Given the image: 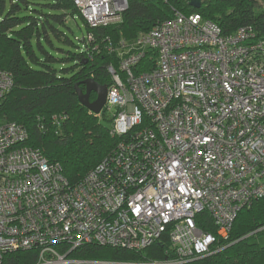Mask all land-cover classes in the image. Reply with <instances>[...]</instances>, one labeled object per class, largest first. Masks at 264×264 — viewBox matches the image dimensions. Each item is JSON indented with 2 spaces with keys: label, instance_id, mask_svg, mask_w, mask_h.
Segmentation results:
<instances>
[{
  "label": "built area",
  "instance_id": "obj_1",
  "mask_svg": "<svg viewBox=\"0 0 264 264\" xmlns=\"http://www.w3.org/2000/svg\"><path fill=\"white\" fill-rule=\"evenodd\" d=\"M73 2L95 27L120 22L130 0ZM106 48L119 63L108 66L102 110L120 141L81 182L27 145L21 123L0 122V264L33 248L36 264H80L69 253L81 245L140 250L166 232L175 257L150 264H183L214 252L238 212L264 196V38L252 26L224 33L176 11ZM147 55L155 65L141 69ZM12 86L0 69V104Z\"/></svg>",
  "mask_w": 264,
  "mask_h": 264
},
{
  "label": "trees",
  "instance_id": "obj_2",
  "mask_svg": "<svg viewBox=\"0 0 264 264\" xmlns=\"http://www.w3.org/2000/svg\"><path fill=\"white\" fill-rule=\"evenodd\" d=\"M176 11L199 12L224 33L252 26L256 36L264 38V0H203L199 8L189 0H130L120 22L95 27L73 0H0V69L13 77V86L0 104V119L21 123L28 131L27 145L60 163L70 184L81 182L111 155L120 138L111 133L113 115L106 110L97 114L84 106L76 84L85 90L84 80L93 78L109 87L108 66L119 63V56L106 48L109 42L131 41ZM77 17L87 30L81 39L69 25V19ZM89 33L93 39L88 41ZM149 61L147 55L141 69L155 65ZM95 98L92 92L90 100ZM56 114L67 118L54 123ZM203 229L217 233L213 222ZM215 248L183 264H264V196L238 212L229 236L217 237ZM69 256L88 261L80 264H150L170 261L175 254L166 232L140 250L91 243L73 249ZM37 262V248L8 252L3 260V264Z\"/></svg>",
  "mask_w": 264,
  "mask_h": 264
},
{
  "label": "water",
  "instance_id": "obj_3",
  "mask_svg": "<svg viewBox=\"0 0 264 264\" xmlns=\"http://www.w3.org/2000/svg\"><path fill=\"white\" fill-rule=\"evenodd\" d=\"M203 3V0H189V4L193 7L199 8ZM86 85L85 90L79 88V84H76V91L78 94L79 101L90 109L94 113H100L103 106L106 103L108 95V85L100 84L93 78H87L84 80ZM92 92L96 93V98L90 100Z\"/></svg>",
  "mask_w": 264,
  "mask_h": 264
},
{
  "label": "rangeland",
  "instance_id": "obj_4",
  "mask_svg": "<svg viewBox=\"0 0 264 264\" xmlns=\"http://www.w3.org/2000/svg\"><path fill=\"white\" fill-rule=\"evenodd\" d=\"M69 25L71 26L74 34L77 36L78 39H81L87 32L85 24L80 17H77L76 19L70 18ZM80 43L82 44L83 42H80ZM54 52H57V50H54ZM2 121L3 120L0 119V122Z\"/></svg>",
  "mask_w": 264,
  "mask_h": 264
}]
</instances>
